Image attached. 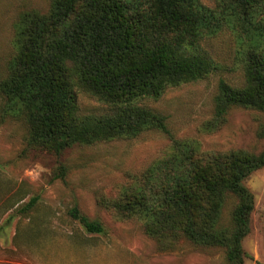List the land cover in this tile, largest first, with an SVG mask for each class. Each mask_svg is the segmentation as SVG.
Wrapping results in <instances>:
<instances>
[{
    "label": "trees",
    "instance_id": "obj_1",
    "mask_svg": "<svg viewBox=\"0 0 264 264\" xmlns=\"http://www.w3.org/2000/svg\"><path fill=\"white\" fill-rule=\"evenodd\" d=\"M222 33L238 48L242 82L219 81L206 123L212 130L234 108L264 114V0H49L46 12H23L15 23L14 54L0 80V119L25 126L27 148L56 156L76 145L163 134L169 150L130 174L102 207L120 221L138 220L162 250L185 241L222 249L226 264H244L242 241L254 209L244 181L264 167V150L202 152L145 105L215 73L209 44ZM80 95L102 110L83 111ZM64 176L60 167L54 177ZM35 205L34 198L18 205L0 223V237ZM68 215L86 234L105 232L76 206Z\"/></svg>",
    "mask_w": 264,
    "mask_h": 264
},
{
    "label": "rangeland",
    "instance_id": "obj_2",
    "mask_svg": "<svg viewBox=\"0 0 264 264\" xmlns=\"http://www.w3.org/2000/svg\"><path fill=\"white\" fill-rule=\"evenodd\" d=\"M48 8L49 0H0V80L14 54L12 39L20 14ZM209 49L218 63L215 73L145 105L167 117L177 139L193 142L202 152L260 153L264 150L263 113L234 108L218 130L206 126L219 81L236 86L242 82L238 48L231 36L222 33ZM79 101L83 111L102 110L88 95H80ZM26 134L21 122L0 119V223L14 215L18 205L36 200L33 210L25 217H14L0 237V264H226L219 248L182 241L162 250L138 220L120 221L101 205L105 199L116 198L130 174L144 170L169 150L170 141L163 134L152 131L131 140L76 145L59 156L27 148ZM60 167L65 176L55 179ZM244 185L254 197L249 233L242 241L244 264H264V167L250 174ZM7 196L14 202L5 206ZM11 205L12 210L3 215L4 207ZM74 206L99 222L104 234H86L68 215ZM231 208L232 204L226 215Z\"/></svg>",
    "mask_w": 264,
    "mask_h": 264
}]
</instances>
